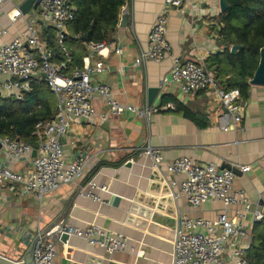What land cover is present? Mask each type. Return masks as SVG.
<instances>
[{"label": "crops", "instance_id": "1", "mask_svg": "<svg viewBox=\"0 0 264 264\" xmlns=\"http://www.w3.org/2000/svg\"><path fill=\"white\" fill-rule=\"evenodd\" d=\"M163 2L130 0L127 26L116 25L102 56L89 55L91 63L101 60L105 66L94 79L106 82L113 97L122 104L148 105V89L158 87V80L168 73L175 58L181 62L196 60L213 72L223 50L218 34V0H183L180 9H169L166 39L171 53L160 62L149 60L135 66L139 52L147 47L148 31ZM16 9L20 15L12 20L11 12ZM29 23L37 29L40 39L50 41L48 44L55 48V31L42 23L37 0L0 3V31H4L0 43L22 39ZM65 33L69 35L68 26ZM67 44L70 50H81L78 44ZM54 60L58 62L60 58ZM158 88L150 105L162 109L153 114L149 126L130 112L111 114L105 122L95 119L71 124L62 138L64 157L71 161L82 153L86 158L76 183L64 184L41 199L30 194L14 195L6 186H0L1 255L16 262L29 261L31 244L40 231L60 222L79 228L95 222L122 232L128 238L127 250L107 256L100 247L70 237L66 243H56L53 264H171L179 215L212 219L225 212L233 216L237 207L225 211L220 201L192 207L177 193V187L168 186L171 180L178 182L180 175L167 172L163 166L153 170L150 160L138 155L146 143L161 149L164 162L189 156L220 169L249 165L246 172L235 167L234 186L245 191L253 207L264 204V87L250 85L242 121L236 129L226 131L218 129L212 119L219 104L211 91L182 95L174 83ZM50 100L54 112L56 98L52 92ZM169 103L175 108H163ZM92 104L98 110H107L101 97H93ZM0 165H9L22 174L31 169L29 159L10 161L3 151ZM89 181L106 186V191L94 190L102 201L77 194V184L84 186ZM172 193L178 194L175 199ZM246 223L252 228L251 216Z\"/></svg>", "mask_w": 264, "mask_h": 264}, {"label": "built area", "instance_id": "2", "mask_svg": "<svg viewBox=\"0 0 264 264\" xmlns=\"http://www.w3.org/2000/svg\"><path fill=\"white\" fill-rule=\"evenodd\" d=\"M182 1L164 0L148 31L147 47L139 52L135 66L149 60L160 62L171 53V45L166 39L169 9H180ZM38 5L42 23L55 31L54 45L60 60H54L55 49L47 46L34 25L29 23L22 39L16 37L0 43V95L22 100L31 91L33 83L41 80L55 95L56 106L51 119L39 120L34 125L35 145L0 135V151L8 160L29 159L31 163L27 174L14 171L9 165H0V186H6L14 195L30 194L41 199L64 184L76 183L82 176L86 158L78 153L73 160L67 161L62 147V138L72 123L95 119L105 122L111 114L130 112L149 126L153 114L162 107L122 104L113 97L106 82L94 79L105 70V66L101 60L91 63L89 55L102 56L108 45L105 41L89 43L82 65L69 70L72 53L65 42V31L74 18L75 6L72 0H39ZM19 15L20 10L16 9L10 18L13 20ZM114 51L120 52L119 49ZM169 83L176 84L182 95L211 91L219 104V110L212 116L218 129L234 130L242 121L246 103L239 89H224L201 62H181L175 58L168 73L158 80V87ZM95 96L104 100L106 111L93 106ZM167 107L175 108V105L169 103L163 108ZM34 147L36 154L32 157ZM138 155L149 159L153 170L163 166L167 172L180 175L178 182L171 180L168 186L177 187V193L183 195L192 207H199L207 201H220L225 211L228 207H237L232 217L225 212L212 219L179 215L175 223L171 264H250L248 251L252 234L246 222L249 216L252 224L262 221L264 204L253 207L245 191L234 186L235 167L246 172L249 165L220 169L213 163H199L189 156L164 162L161 149L149 143L139 148ZM95 189L107 190L106 186H97L91 181L84 186L77 184L78 195L102 201ZM178 194L172 193V197L175 199ZM40 232L34 243L32 264H53L56 243H66L70 237L82 239L89 246L100 247L107 256L127 250L128 238L122 232L111 231L95 222L83 228L60 222L42 234ZM64 234L68 237L62 241Z\"/></svg>", "mask_w": 264, "mask_h": 264}, {"label": "trees", "instance_id": "3", "mask_svg": "<svg viewBox=\"0 0 264 264\" xmlns=\"http://www.w3.org/2000/svg\"><path fill=\"white\" fill-rule=\"evenodd\" d=\"M129 1L72 0L75 13L73 20L68 23L69 35H66L65 42L70 45L78 44L81 50L77 52L70 47L72 61L69 70L82 65L89 43L112 41L120 12ZM226 2L227 10L218 15V34L223 50L211 73L224 89L238 88L245 100L250 89L248 81L258 64L259 49L264 47V0ZM47 43L50 41L47 40ZM234 45L239 48L231 53L230 48ZM48 46L52 47L50 44ZM54 58H60L55 50ZM51 92L43 81H35L31 91L22 100L0 95V135L35 145L34 125L39 120H49L52 117ZM162 101L165 99L162 98ZM251 234L248 260L250 264H264V219L252 224Z\"/></svg>", "mask_w": 264, "mask_h": 264}, {"label": "water", "instance_id": "4", "mask_svg": "<svg viewBox=\"0 0 264 264\" xmlns=\"http://www.w3.org/2000/svg\"><path fill=\"white\" fill-rule=\"evenodd\" d=\"M37 2H39V0H37ZM218 8L220 13H224L227 10V2L226 0H218ZM128 19H129V10H128V4H126L119 15V19H118V27L120 28H125L127 26L128 23ZM86 38V34L82 37V40L84 41ZM238 46H232L230 48V52L231 53H235L236 50L238 49ZM56 53H58V50L55 49ZM248 83L252 86H261L264 87V47H261L259 49V58H258V64L257 67L252 75V77L249 79ZM159 88L158 87H150L148 89V94H147V98H148V105H150L155 97V95L157 94ZM36 154V147H34V149L31 152V156L34 157ZM263 213H264V207H263ZM41 234L43 232H40ZM67 235L64 234L62 235V241H65L67 239ZM37 239V236H35L32 244H31V248H30V253H31V257L30 260L27 261L26 259H24L23 261H12L6 257H4L3 255L0 254V264H32L33 261V248H34V243Z\"/></svg>", "mask_w": 264, "mask_h": 264}]
</instances>
